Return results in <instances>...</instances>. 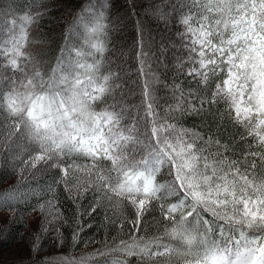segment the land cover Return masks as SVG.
<instances>
[{
  "label": "snow or ice",
  "instance_id": "snow-or-ice-1",
  "mask_svg": "<svg viewBox=\"0 0 264 264\" xmlns=\"http://www.w3.org/2000/svg\"><path fill=\"white\" fill-rule=\"evenodd\" d=\"M88 11L91 20L75 18L88 51L74 49L76 58L68 61L62 48L48 72L25 50L27 29L40 14L25 12L17 19L0 12V164L18 167L21 179L59 170L56 183L74 201L89 191L99 194L88 215L105 199L127 201L135 218L126 221L135 231L79 258L36 264H131L128 257H139L141 264H264V175L257 174L264 168V0H168L154 9L163 24L171 20L183 29L186 56L178 60V71L196 83L187 91L174 84V104L167 110H158L151 84L158 78L143 51V27L137 53L142 99L127 105L135 93H118L119 66L102 72L108 17L103 7ZM71 34L70 26L65 39ZM220 104L242 129L237 135L247 149L239 155L232 147L235 136L231 142L214 138L219 133L205 138L177 118L214 120ZM162 169L168 172L163 183ZM70 172L83 173L75 185L68 182ZM48 208L50 215L55 209L53 223L60 210L52 201ZM154 209L163 230L141 235L143 219ZM82 231L78 224L74 242ZM32 252L38 255L39 246Z\"/></svg>",
  "mask_w": 264,
  "mask_h": 264
},
{
  "label": "trees",
  "instance_id": "trees-1",
  "mask_svg": "<svg viewBox=\"0 0 264 264\" xmlns=\"http://www.w3.org/2000/svg\"><path fill=\"white\" fill-rule=\"evenodd\" d=\"M139 0H0V12L10 13V17L17 19L25 12H30L32 15L39 13L37 22L29 25L27 32L28 37L32 34L35 39L42 40V35L45 39V49L37 52V60L41 69L47 71L56 64L57 57L61 55V49H65L64 57L72 50L80 46L82 38L81 29L77 25L75 18L83 12V9L88 5L93 10H99L103 7L105 16L108 17L107 24L109 28L107 51L104 53L102 72L107 74L109 69L117 70L121 74V79L118 81L127 82L126 76L131 77L130 83L124 88L118 89L119 94H123L128 88L132 89L135 95L129 94L126 98L127 105L140 103L142 96L140 95L142 88V77L139 72V63L137 53L141 49V40L139 28L143 27V51L149 57V63L152 64L155 76L158 78L152 81V87L156 91L160 109L167 110V105L174 103L173 95L169 94L162 83V79L169 80L168 70L176 72L177 83L186 90L195 89V81L183 73L178 71V60L186 56V52L182 48L179 33L182 28L174 25L169 20L167 36H160L161 30L157 29L158 22L146 16L143 12L144 8L138 5ZM179 2V0H177ZM160 3L163 8L167 5L168 0H162ZM177 2V3H178ZM178 14V13H177ZM145 15V16H144ZM89 18V16H87ZM64 25V26H62ZM71 26V37L65 39ZM19 28V25H17ZM17 28V31L19 30ZM4 37L0 35V40ZM159 39L166 44L164 45L169 50L171 61H163L159 59L155 51V41ZM158 40V41H159ZM44 41V40H43ZM125 41V44H123ZM41 42V41H40ZM163 56L167 55L163 51ZM161 54V55H162ZM168 54V55H169ZM100 57L97 56V59ZM92 57L89 58L91 61ZM129 65L128 70L125 65ZM117 82V81H116ZM125 82V83H126ZM167 82V81H166ZM214 86V85H213ZM102 108L103 105H97ZM219 111L215 115V119H202L197 115H185L177 118L180 120L182 127L190 132H199L207 135L211 133H219L214 138L221 139L223 142H231L232 137H236V143L232 145L237 155L242 150L247 149V144L241 142L237 135L238 131H242L239 126H234L226 117V107L224 104L216 106ZM211 120V122H209ZM79 163H86L81 159ZM11 163L8 162L4 167H0V186L13 173ZM17 169V168H16ZM258 175H264V168H260ZM62 174L57 169L41 170L39 173H33L26 181L16 185H9L0 188V209H14L17 212L16 217L8 223L4 233L0 238V249L9 246L11 243L23 238L25 231V214L33 210L42 202L52 203L59 208L60 218L54 222V227L58 229L56 237L57 248L66 249L63 254H54L49 257L41 258L39 261L46 259H55L57 257H68L70 259L79 258L81 255L94 251L102 246L103 242L111 243L113 238H128L130 231H135L130 223H127L126 218H135L134 209L127 201L116 203L117 198L113 197L112 201L105 199L98 210L88 215L91 206L96 204V199H99V194H94L89 191L86 195L74 201L69 192L65 190L63 183L57 184V179ZM73 177L75 174L72 173ZM168 179L167 169H162L158 176V181L163 183ZM72 185L71 183H69ZM55 189V192H50L49 188ZM96 195V199L93 196ZM82 216V218H81ZM106 216L110 219H106ZM160 220L158 210L154 209L147 213L143 219L141 235L148 233L149 235H157L163 230V222ZM110 221H115L112 224ZM124 222L123 231L120 224ZM78 224L83 225V231L77 241H73V234L77 231ZM90 225V227H89ZM42 240L43 244L47 242ZM44 248V247H42ZM127 260L131 264H141L139 257H128ZM36 264V263H35Z\"/></svg>",
  "mask_w": 264,
  "mask_h": 264
},
{
  "label": "rangeland",
  "instance_id": "rangeland-1",
  "mask_svg": "<svg viewBox=\"0 0 264 264\" xmlns=\"http://www.w3.org/2000/svg\"><path fill=\"white\" fill-rule=\"evenodd\" d=\"M65 1V0H64ZM176 2H178L176 0ZM164 3L162 0H139L138 5L141 8H144V13L147 17L153 19L155 22H158L157 29L161 30L160 36H167L168 34V28H169V22L167 25L163 24L160 20H158L154 15L153 11L156 8H160L161 4ZM89 9L91 7L88 5L86 8L83 9V12L79 16L82 17L83 20L89 21L92 19ZM89 16V18H87ZM145 16V15H144ZM179 18V13L177 14V19ZM78 27L81 29V34L83 32L82 26L80 25V22L77 21ZM64 26V25H62ZM18 28V27H17ZM19 29V28H18ZM183 31V30H181ZM180 31V32H181ZM35 34V33H34ZM32 34L28 37V41L25 43V50L29 51L31 55L37 60V52L36 51H42L45 49V39L42 35V40H36L35 35ZM44 40V41H43ZM157 39L155 41V55L159 57L160 61H171L170 57H172V54H169L168 48H166L164 45L166 42ZM80 46L77 49H81L84 47V41L83 37L80 41ZM123 44H125V41H123ZM85 53L88 51L86 47H84ZM163 51L166 52L167 55L163 56ZM162 54V55H161ZM169 54V55H168ZM76 58L75 51L72 50V52H69L65 59L68 61H71ZM85 58L89 60L90 56L85 55ZM90 61V60H89ZM125 67L129 70L130 66L127 64ZM50 71L48 69L46 72ZM169 80L162 79L160 82L166 89V91L173 95V85L177 83L176 80V72L173 70H168ZM127 82L125 81H117L116 83L121 85V88H124L126 84L130 83L131 77H127ZM167 81V82H166ZM126 82V83H125ZM120 88V89H121ZM182 88V87H181ZM185 91H187L185 88H183ZM174 104V103H171ZM170 104V105H171ZM168 107V105H167ZM2 141H0V147H2ZM8 162H5L3 164H0V167H4L5 164ZM12 169V168H11ZM13 173L9 176V178L0 186L7 187L9 185H16L20 182L26 181V179L32 175L25 173L24 178H20V171L19 168L15 170H11ZM83 173H75V177H73L72 172L69 173L67 179L68 182L72 185H75L77 182V177L82 176ZM76 189H73V192H75ZM82 191V190H81ZM43 206V207H42ZM55 209H52V214H49V208L47 202H42L41 204L37 205L33 210H30L26 212L25 214V231L23 232V238L11 243L9 246L1 248L0 249V264H35L37 261H39L41 258L49 257L54 254H63L65 253L66 249L60 247L57 248L56 245V237L58 235V229L54 227V222L49 223V221H52V216L55 215ZM17 215V212L14 209H0V238L1 235L4 233L8 223L12 221ZM57 221V220H56ZM55 221V223H56ZM44 229H47L46 231ZM39 236V239H36V236ZM46 238H49L45 244H43L42 240H46ZM33 245L39 246V254L32 252ZM44 247V248H42Z\"/></svg>",
  "mask_w": 264,
  "mask_h": 264
}]
</instances>
